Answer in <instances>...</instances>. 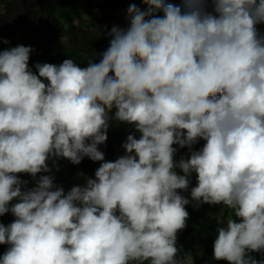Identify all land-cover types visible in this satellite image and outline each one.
Returning a JSON list of instances; mask_svg holds the SVG:
<instances>
[{
  "label": "clouds",
  "instance_id": "9594fccd",
  "mask_svg": "<svg viewBox=\"0 0 264 264\" xmlns=\"http://www.w3.org/2000/svg\"><path fill=\"white\" fill-rule=\"evenodd\" d=\"M18 1L0 0V17ZM141 1L148 6L130 5L127 28H111L100 61L85 52L86 67L46 60L32 62L34 72L30 58L69 45L67 35L14 42L15 23L30 13L7 30L13 40L1 38L0 219L11 223H0V264H184L177 234L189 200L176 190L188 188L192 172L194 200L234 210L216 229L213 258L264 264L248 255L264 253V36L256 28L264 0H212L213 12L206 0H184L183 13L173 0ZM102 2L86 0L84 13L71 1L80 12L71 9L72 24ZM161 8L163 17L151 15ZM111 119L140 133L127 136L114 162L98 147ZM173 145L190 157L177 163ZM84 157L103 161L95 178L81 170ZM57 170L70 186L59 185ZM21 173L36 184L22 186Z\"/></svg>",
  "mask_w": 264,
  "mask_h": 264
},
{
  "label": "trees",
  "instance_id": "16d2710c",
  "mask_svg": "<svg viewBox=\"0 0 264 264\" xmlns=\"http://www.w3.org/2000/svg\"><path fill=\"white\" fill-rule=\"evenodd\" d=\"M40 8L33 9L30 16H25L24 18L18 20L15 23V31L21 32V36H17L18 39L25 38L24 42L30 43H43L47 42L49 45L50 40L55 39L59 36L67 35L68 48H60V46L47 47L44 51L38 52L36 57L40 59V55L45 56L48 63L60 64L65 59H73L81 67H86L85 64L81 63L79 60H86V56L89 57L85 52L91 55L95 53L100 61L101 53H103L109 46V41L112 38L109 33L113 26H118L120 28H126L123 20L119 19V16H123L124 12H128L130 5L135 4L142 11L144 7L139 4V0H102L103 2L99 6L97 13H90L88 18H84L79 24H72L73 14L67 10L66 5L70 1L74 0H34ZM89 0H87L88 3ZM73 4V3H72ZM69 4L70 6L72 5ZM61 8L62 11H58ZM123 9V10H122ZM41 15H39V12ZM120 12V14H119ZM57 13V14H56ZM80 13L76 12L75 14ZM42 14H46L43 16ZM58 15V16H56ZM68 15V16H67ZM119 15V16H118ZM34 16V17H33ZM117 16V17H116ZM90 24L92 26L91 33L85 28L86 25ZM27 29V30H26ZM29 29L35 32L31 40L28 38ZM48 33L45 40V34ZM6 35H9L8 37ZM13 40V35L7 34L5 27L0 23V44L1 38H6ZM83 54L81 55V53ZM80 55V57H78ZM85 55V56H84ZM45 63V61L38 62L34 57L29 59V67L32 68L34 72H37L35 65L33 63ZM38 74V73H37ZM47 83L46 80H44ZM116 109L113 108L109 115L114 116ZM133 134L135 138H139L140 133L135 130L134 125L128 124L126 122H121L115 119L110 120V126L107 130V140L105 143L98 145L99 149L105 154V161L114 162L117 158L126 154L123 144L126 142L127 136ZM203 139L198 140V142L192 145V150H199L203 147ZM175 148H179V145H173ZM186 150H189L186 147ZM103 161H93L88 157H84L81 163V170L90 176V178H95V171L100 166ZM18 176L20 175L17 174ZM1 256V254H0Z\"/></svg>",
  "mask_w": 264,
  "mask_h": 264
},
{
  "label": "rangeland",
  "instance_id": "374dc122",
  "mask_svg": "<svg viewBox=\"0 0 264 264\" xmlns=\"http://www.w3.org/2000/svg\"><path fill=\"white\" fill-rule=\"evenodd\" d=\"M74 1L77 3L75 5V7H78V9H83L84 13H86L88 11L86 0H74ZM93 1L94 2L95 1L96 2H100V0H93ZM129 1L130 0H127V3ZM139 1H141V0H139ZM173 2H175V4H174L175 6H178V7L181 8L182 13L187 10L184 0H173ZM32 3H33V0L18 1L16 6L14 7V9L12 11L8 12L7 14H3V16L0 17L1 21L4 22V26H5L6 32H7V30L10 31L13 28V23L17 20V18H20V16L22 17L23 13H25V15L31 13L30 6H31ZM138 3L141 4V5L148 6L147 4H144L142 1L138 2ZM169 3L172 4V0H164V4L165 5L169 4ZM68 4H70V3H68ZM66 7H67V10H69V11L71 10V6L70 5L66 6ZM94 8L96 9V7H94ZM213 8H214V6L212 4V0H206L205 10L208 11V12H213ZM58 11H62L61 8H58ZM41 12L42 11L39 12V15H41ZM119 14H120V12H119ZM42 15L45 16L46 14H42ZM151 15L153 17H157V16L158 17H163V15H164L163 9L162 8L161 9H153ZM56 16H58V15H56ZM119 17H120L119 19H123V21L125 23V26L127 28L128 25H129V14H128V12H124L123 16H119ZM148 18H151V17H146V19H148ZM6 24L9 25V28H8V26H6ZM256 28H257V31H258L259 34H260L259 31L263 30L262 36H264V23L257 24ZM35 32H33L32 30L29 29L28 38H31V40H34L32 38V36H33V34ZM7 34H10V33L7 32ZM47 35H48V33L45 34V37H47ZM19 41H21V39H18V38L14 39V42H19ZM55 42H57V40ZM44 43L45 42H43L41 45H45ZM65 43H66V40L63 39V45H62L63 47L66 46ZM33 47H34V45H32L31 49ZM3 50H6V49H0V51H3ZM33 53H34V51H31L30 55H32ZM46 60L47 59L45 58V56L40 55V61H46ZM186 151H188V150H186ZM189 157H190V152L180 151V152H176L175 153L174 159L178 163L181 159H187ZM58 159H63V158L59 157ZM58 166H59V164L55 165L54 169H57ZM57 171H59V170H57ZM175 171L177 172L178 175H184L182 170L180 168H178V167L175 169ZM59 173H60L59 179H58L59 185L61 187H64V188L70 186L71 179H69V177L65 176L63 174V172L59 171ZM38 174L42 175V172L38 173ZM52 177H53V181H54V178H55L54 175ZM20 179L22 181H26L27 182L26 184L22 185V186H26L28 184H31V185L36 184V180L38 178H36V179L32 178L31 174H28V173H21V178ZM196 185H197V177H196L195 172H192L190 174V176H189V186H188V188L187 189H177L176 191L181 196L187 198L189 200V204H191V203L197 204V208H199V210H198L199 219L206 220L208 217H210L212 219V214H214L213 216H215L217 214L214 213V210H211V212L206 211L204 209V206H208V205L210 206L211 205V206L221 207L223 204L222 203L221 204H209V203H204L202 200H200V201L194 200L191 197V189L193 187H195ZM22 190H24V189H22ZM24 191H26V190H24ZM9 206H11V205H9ZM226 208H227V205H224L223 208H222V211L225 210ZM186 210H188V208H186ZM117 214H119V213L117 212ZM4 217H6V216H4ZM12 218H15V217L12 216ZM0 223H3L5 226H7L11 222H10V219L3 220L1 218L0 219ZM190 225L193 226L192 229H190ZM210 225H213V221L210 223ZM202 227H204L203 223L202 224L198 223L196 217L189 215V218H188V220L186 222V227L183 230L178 232L177 239H179V234H181V232L184 234V237H186V235H188V234L195 233L196 231H200ZM183 234H181V235H183ZM208 236L210 237V233L208 234ZM209 237H208V239H209ZM209 241L214 242V239L211 238V239H209ZM0 246H1V251H2V249L6 246V244H0ZM8 247H9V245H8Z\"/></svg>",
  "mask_w": 264,
  "mask_h": 264
},
{
  "label": "crops",
  "instance_id": "0c3cea01",
  "mask_svg": "<svg viewBox=\"0 0 264 264\" xmlns=\"http://www.w3.org/2000/svg\"><path fill=\"white\" fill-rule=\"evenodd\" d=\"M72 8L73 7L71 6V9ZM21 34L22 33H20L19 35L21 36ZM23 40L26 39L23 38L22 41ZM186 147L176 148V152H189L186 151ZM223 206L224 205H222L221 207L204 206V209L206 211L211 212V210H214V213H216L217 215L213 216L214 214H212V219L208 217L206 220H201L199 219V208H197V204L188 203L187 205H185V207L188 208L187 211L189 212V215L196 217L198 223H203L204 227H202L200 231H196L195 233H191L188 235L185 234L186 237H184V234L182 232L181 234L183 235L179 234V239H177V247L181 250L180 257H186V259L184 260V264H229L227 260H216L213 258L214 242L209 241V239L211 238L214 240L216 239V229L218 226H221L229 218H235L234 210L227 206V208L222 211ZM212 221L213 225H210ZM192 228L193 226L190 225V229ZM209 233L210 237L208 236ZM248 255L253 256L257 260L264 259V253L261 252L249 251Z\"/></svg>",
  "mask_w": 264,
  "mask_h": 264
}]
</instances>
